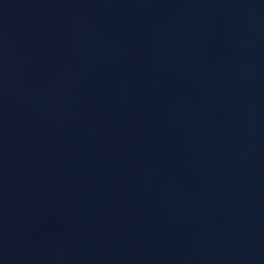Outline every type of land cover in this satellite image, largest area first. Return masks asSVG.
Segmentation results:
<instances>
[{
    "label": "water",
    "instance_id": "water-1",
    "mask_svg": "<svg viewBox=\"0 0 264 264\" xmlns=\"http://www.w3.org/2000/svg\"><path fill=\"white\" fill-rule=\"evenodd\" d=\"M0 264H264V0H0Z\"/></svg>",
    "mask_w": 264,
    "mask_h": 264
}]
</instances>
